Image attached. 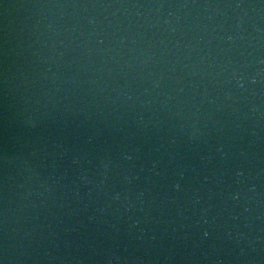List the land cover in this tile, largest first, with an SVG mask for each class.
<instances>
[{
  "label": "water",
  "instance_id": "water-1",
  "mask_svg": "<svg viewBox=\"0 0 264 264\" xmlns=\"http://www.w3.org/2000/svg\"><path fill=\"white\" fill-rule=\"evenodd\" d=\"M0 264H264V0H0Z\"/></svg>",
  "mask_w": 264,
  "mask_h": 264
}]
</instances>
